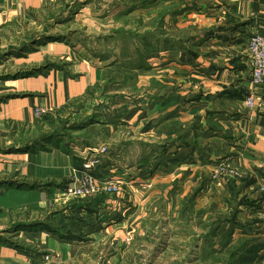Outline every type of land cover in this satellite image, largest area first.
Returning <instances> with one entry per match:
<instances>
[{"label": "crops", "instance_id": "0c3cea01", "mask_svg": "<svg viewBox=\"0 0 264 264\" xmlns=\"http://www.w3.org/2000/svg\"><path fill=\"white\" fill-rule=\"evenodd\" d=\"M59 1L0 0V182L48 185L0 190V236L40 248L78 231L133 242L159 230L178 237L180 264H264V94L251 85L247 64L248 38L264 36V0H86L68 7L74 32L68 20L49 32L41 15ZM66 26L69 36L54 34ZM75 32L91 47L73 43ZM144 40L152 52L128 67L140 61L132 47ZM23 72L34 75L16 77ZM106 83L114 84L102 92ZM77 104L69 124L92 121L82 131L99 132L100 144L26 150L35 108L59 113ZM102 146L107 153L93 175L119 192L65 205L69 219L53 233L29 231L42 224L37 214L50 196ZM222 160L240 177L212 183ZM239 242L255 248L251 260H239L240 252L229 259Z\"/></svg>", "mask_w": 264, "mask_h": 264}, {"label": "rangeland", "instance_id": "374dc122", "mask_svg": "<svg viewBox=\"0 0 264 264\" xmlns=\"http://www.w3.org/2000/svg\"><path fill=\"white\" fill-rule=\"evenodd\" d=\"M122 1L123 0L119 2ZM85 2L88 1L61 0L57 3L58 6H54V9L49 7L48 9L46 8L44 10L41 15L40 22L43 24L44 29L47 30V28L50 29V25L53 23L64 24L66 20H68L70 21L68 27L71 28L72 32H74V30H76V23L73 21L74 18L70 20L71 14L68 13V7H70L71 12L72 10L79 9L80 4ZM112 2H109V4H111ZM144 2L145 0H135V3L139 6H146L147 2ZM58 11L62 13L64 12V14H60ZM142 18L145 19L144 14L140 16L141 20ZM81 26L82 25H80L79 27ZM50 31L51 29L49 30V32ZM84 32H86V30ZM59 33L62 34L61 36H59L60 38L69 36L66 34L67 26L63 27L62 29L56 28L54 34ZM55 37H58V35H55ZM70 39H72L73 43L84 44V49H87L88 46L91 47V43L86 45V43L88 42L83 39L82 32H75L73 34H70ZM146 43V40H144V42L139 46L132 47V49H134L133 54L138 53L139 59L146 58V56L153 50V46H147ZM126 48L131 49V46H126ZM126 54L129 55V52L126 51ZM141 62L142 61L131 62L130 60L127 62V66L131 67ZM108 84L109 83L105 84V90L107 88L109 90L114 83H110V85L107 86ZM105 90H102V92H105ZM95 93L99 94L98 92ZM80 106L81 105L77 104L76 107L72 106V108L65 109L62 112L57 113L54 112L53 109L47 108L43 105V107L46 108L47 112L40 118L34 117L35 122L37 123L34 124L33 130L31 132L29 131V136L33 139H44L46 136H49L51 134H57L59 136V142L56 141V143L62 144L66 147L71 145L82 146L85 141L92 145L100 144L101 141L104 140L103 135L93 130L83 133V129L79 128L81 126L89 124L90 121L81 124L80 126L69 124L70 115L72 113H76L77 108H79ZM46 117L47 121L44 122V118ZM27 132L28 131H26L25 134ZM22 138H24L22 140H27L26 135H23ZM46 147L54 148V146L51 145H46ZM72 176L73 174L70 175L69 180L66 182V185L70 183ZM149 186L151 185L149 184ZM6 189H8V187L0 188L3 193ZM45 189L46 188L43 187L39 190H43L45 192ZM58 196L61 198L62 193L57 192L53 197L50 196V204L47 210L40 214H37V219H41L42 225L45 228L55 229L57 227V223L60 224L59 222L68 220L69 218L64 214V206L78 200L74 199L65 201L64 198H61L60 201L57 200ZM87 199L92 198H84L79 200ZM22 217L25 218V216L23 215ZM30 217L34 219L35 216H31L30 213L26 214V219ZM15 218L19 219L18 216H16ZM41 230L42 229H40L39 231ZM29 231L37 230L30 229ZM43 231L46 232L47 230L43 229ZM80 232L81 231H78V234L74 236V238H76L74 239V241H61L56 237H51L52 239L50 238V240L46 242L44 240L45 238H42V240H44L46 244H41L43 246L40 248L32 245L30 243V241L32 240L24 238L19 239L16 236H10L8 234L2 235L0 236V264H180L178 237H174L173 233H169V236H167L162 235V231L157 230L152 234L150 238H140L138 240H134L133 242H131V238H128L126 241L121 242L114 237H107L103 239L102 235H83ZM67 236L68 234H65L64 238H66ZM52 240L58 242L59 244L52 245ZM8 243L11 245V252L8 251V249L10 250V248H8L10 247ZM35 244H39L38 246H40L39 240L36 241ZM165 250H167L166 253L164 252ZM164 256L166 257L164 258Z\"/></svg>", "mask_w": 264, "mask_h": 264}, {"label": "built area", "instance_id": "2783aa9c", "mask_svg": "<svg viewBox=\"0 0 264 264\" xmlns=\"http://www.w3.org/2000/svg\"><path fill=\"white\" fill-rule=\"evenodd\" d=\"M247 64L251 85L264 94V36L254 34L248 38ZM253 106V98L251 96L245 98L244 107L251 109ZM46 112L45 107L39 106L34 109L33 117L40 118ZM106 153L107 149L102 146L98 149L95 158L88 160L79 171H74L70 183L61 190V198L69 201L73 199L93 198L99 194H117L119 187L116 182L103 178L99 179L93 175V171L99 163V157L104 156ZM239 177L240 172L228 160L216 163L210 172V181L217 184L224 178L236 179ZM148 187L150 186H144V188ZM259 190L264 195V184L260 186ZM258 215L260 220L264 222V197L259 206Z\"/></svg>", "mask_w": 264, "mask_h": 264}, {"label": "trees", "instance_id": "16d2710c", "mask_svg": "<svg viewBox=\"0 0 264 264\" xmlns=\"http://www.w3.org/2000/svg\"><path fill=\"white\" fill-rule=\"evenodd\" d=\"M147 45V44H146ZM140 61H142V59H140ZM138 64H142L144 65V61H142L141 63H138ZM55 66H50L49 64L46 65V68H53ZM34 73V72H32ZM30 75H34V74H31L30 72H23V73H19L16 77H26V76H30ZM106 86H104L103 90H105ZM44 122L47 121V117L44 118ZM91 124V122L89 123ZM89 124H86L84 126H81L79 127L80 129H84V127H87ZM27 136V140L25 139V143L24 144V147L27 149H44V150H48L46 149V145H51V146H54L55 148L58 147L59 143H56L59 142V136L57 134H51L49 136H46L44 139H33L32 137L29 136V131L25 134ZM30 144V145H29ZM58 144V145H57ZM76 167H78L77 165H75ZM1 187H8V188H14V189H17V190H25V191H32V190H39L43 187H48V185H43V184H37V183H14V182H11V181H4V182H0V188ZM32 229H44V230H47V231H50V233H53L52 232V229L51 228H45L43 227L42 224H38L36 226V228H32ZM58 240H61V241H72L76 238L74 237H70V236H67L66 238H64V236H58L57 237ZM80 240V239H78ZM11 248V245L8 244ZM247 246L246 242H239L232 250V252L229 254V259H232L236 253H243L240 257H239V260H242L243 259H246L248 256L249 258L246 259V260H251V256L255 250V248H252V249H249L247 251L244 250V248ZM14 249H17V248H14ZM244 250V251H243ZM243 251V252H242ZM231 261V260H230Z\"/></svg>", "mask_w": 264, "mask_h": 264}]
</instances>
